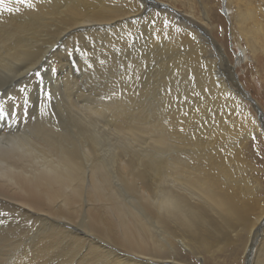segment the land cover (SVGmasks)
<instances>
[{"label":"bare ground","instance_id":"6f19581e","mask_svg":"<svg viewBox=\"0 0 264 264\" xmlns=\"http://www.w3.org/2000/svg\"><path fill=\"white\" fill-rule=\"evenodd\" d=\"M33 2L0 10V88L32 79L0 121V264L205 263L242 233L241 264L251 242L264 264V200L242 161L264 118L234 76L260 44L243 0H223L246 46L235 66L205 5L199 18L181 0ZM41 89L62 94L66 121L24 118Z\"/></svg>","mask_w":264,"mask_h":264},{"label":"rangeland","instance_id":"374dc122","mask_svg":"<svg viewBox=\"0 0 264 264\" xmlns=\"http://www.w3.org/2000/svg\"><path fill=\"white\" fill-rule=\"evenodd\" d=\"M181 1L191 4V7H193L195 5L197 12H198V13H196V15L199 18H203L202 15H199V13L202 14V11H203L202 5H205V7L207 6L208 8H206V9L210 12L209 15H211L212 21L214 20L215 25H217L219 27L217 29V33L211 32L212 33L211 35L217 40V43L220 45L219 48L222 50L221 52L223 54L226 53V57H228V59L233 63L234 66H235V63L237 62V59H240V58L244 59L245 58L246 53H247L245 50L246 46L242 41L238 40L240 35L236 29L233 30V33H232L231 21H230V18L228 16V12L224 6L225 4H224L223 0H222V3H220L221 0H181ZM151 2H152V0H151ZM151 2L147 3L146 8H148V9L144 10L145 13H149V11L151 12L156 7L155 4L154 3L151 4ZM163 4L168 5L167 2H163ZM181 7L182 8L178 12L181 14L174 12L175 13L174 20L177 22H180V23H184V22H186V20H185V17L183 15L188 14L187 13L188 11L186 9H189L190 7H186V8L183 6H181ZM157 8L159 9V11H165V10L169 11V8L165 5L164 6L160 5ZM211 8L213 9V13L215 15L212 14ZM242 9L246 13V16L248 17V20L245 24V28L249 32H252L253 34L257 35V37L260 41V44H259V49L255 52V58L245 59V61L243 63H241V65L239 67H235L234 76L236 78H238V81H240L241 85L249 93V96L252 97V101L255 100L258 103L259 107L255 106L257 104H255L254 107H255V110H258V109L261 110V117L263 120V118H264V0H243ZM216 17L217 18L220 17L221 20L218 21ZM198 19L196 18L197 22H199ZM222 19H224V20H222ZM255 25L259 26L262 29V31L261 32L256 31L255 27H254ZM197 26H200V24H198ZM196 29L199 31V34L202 37L203 41L208 39V38L204 37V31L203 30L201 31V29H199L198 27H196ZM254 31H256V32H254ZM218 32H220V33H218ZM208 56L212 57L213 54H210ZM45 64H46V59L44 58L43 62L40 64L41 66L39 68L43 67ZM43 70H44V68L42 69V71ZM223 71H224L225 75L226 74L230 75L227 67H225L223 69ZM45 75H47V74L45 73ZM41 77H43L42 74H41ZM36 78L37 77H35V79ZM28 80H26L27 82L26 81H24V82L19 81V83L14 81V82L6 84L4 87L0 88V93H3L5 95V96L4 95L0 96V102H2L3 104L5 102H7V103L11 102L13 99L9 100L6 98L9 96L14 97V99H15L17 97V94L20 92L19 91L20 87L26 86V85H27L26 87H28L31 85L30 83H32V79L29 80V82H28ZM15 83H16V85H14ZM21 83H23V84H21ZM242 86H240L241 90H242ZM16 87H17V89H16ZM16 92H18V93H16ZM9 93H10V95H9ZM61 95L62 94L59 92H57V94L55 96L53 95L52 100L50 102V106L48 107L49 109L46 108L47 110H44V111H49L52 115L54 114L53 118L55 121H58V122H64L68 119V115H67V113L63 112L64 110H63V106H62V105L66 104V101H64V98H63V96L61 97ZM236 95H238V94H236ZM3 97H5V98H3ZM55 98H56V100H58V99L59 100L56 101ZM60 98H61V100H60ZM242 99L244 100L243 97H242ZM4 100H5V102H4ZM6 100H8V101H6ZM189 100L191 101V103L189 106H186L188 108V110L193 108L194 102H195L194 98H192V99L189 98ZM61 101L63 102V104ZM252 101H251V103H252ZM45 102H47V101H45ZM56 106H57V108H56ZM52 108H54V109H52ZM55 109H56V114H55ZM30 110L28 113H31L32 116H29L30 114H28V113H27V115H24V118H26L28 120V122L32 121L33 118L34 119L36 118L34 121L40 119L39 115L42 113L39 110V104H37L33 108V110H32V108ZM188 110H186L185 112H187ZM33 111H35L36 113ZM52 111H54V112H52ZM39 112H40V114H39ZM37 115L39 116V118ZM65 116H67V117H65ZM257 117H258V114H257ZM65 118H66V120H65ZM259 121H258V123H260ZM263 135H264V133H263ZM263 139H264V137L262 138L261 136H256L253 140L248 141V144H245V147L243 148V152H242V156H243L242 161H243V164L246 166V169H245L246 171H245L244 177L249 181L251 189L253 191V194L264 200V140ZM236 239H237V242L234 245H231V243H230L229 247L223 246L224 243H222L221 247L223 246L225 248V250L215 253L213 259H211V257L209 255H204L203 257H204L205 263L201 259H198L199 257H197V259L196 258L189 259L188 262H190L191 264H241V256L243 254V246H244V243L246 240V234L242 233ZM249 246H250V248L249 247L248 248L251 249V247L253 246L252 242L249 244ZM249 249H246V251H245V258L246 259L244 261V264H249V262H250V259L248 257L249 252H250V256L252 253L255 254V252H251ZM246 254H247V257H246ZM254 254L252 255V257L254 256Z\"/></svg>","mask_w":264,"mask_h":264},{"label":"snow or ice","instance_id":"6c2138e0","mask_svg":"<svg viewBox=\"0 0 264 264\" xmlns=\"http://www.w3.org/2000/svg\"><path fill=\"white\" fill-rule=\"evenodd\" d=\"M14 2L17 5V7H12L10 5V3L6 2V0H0V10H3L4 12H7V13L20 14L21 9H20V7H18L19 5H23L25 8L30 9V10L36 9V4L33 2V0H14ZM49 71L55 72V71H57V69L50 68ZM35 75L37 77H40V83L42 85L44 81H43V77H41L40 71H37L35 73ZM19 91L21 93L25 92L26 86L21 87L19 89ZM41 91L43 93V101H47V102H43V101L38 102L39 103V110L41 112H43L44 109H46L50 106V102L52 100V94L46 90H43V89H41ZM3 95H4L3 93H0V96H3ZM7 99L12 100V99H14V97L9 96V97H7ZM6 116H9V118H10L11 114L7 113V110L3 106V103L0 102V121H5V123H7V121L5 119ZM8 127H11V125H8Z\"/></svg>","mask_w":264,"mask_h":264}]
</instances>
